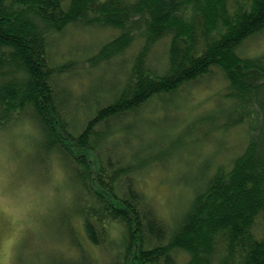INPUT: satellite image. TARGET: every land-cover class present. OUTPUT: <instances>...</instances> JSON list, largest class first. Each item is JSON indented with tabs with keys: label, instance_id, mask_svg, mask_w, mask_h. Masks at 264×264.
Listing matches in <instances>:
<instances>
[{
	"label": "trees",
	"instance_id": "16d2710c",
	"mask_svg": "<svg viewBox=\"0 0 264 264\" xmlns=\"http://www.w3.org/2000/svg\"><path fill=\"white\" fill-rule=\"evenodd\" d=\"M71 25L118 30L84 59L96 70L119 60L111 85L107 69L84 91L73 87L76 60L52 51ZM261 32L264 0H0V128L31 119L33 161L56 155L73 180L60 223L65 236L71 229V251L51 264H264V54L240 52ZM214 68L227 80L223 112L195 122L224 132L246 124L249 138L228 162L202 163L169 224L137 179L164 157L126 163L113 148L133 130L128 115L170 102Z\"/></svg>",
	"mask_w": 264,
	"mask_h": 264
},
{
	"label": "rangeland",
	"instance_id": "374dc122",
	"mask_svg": "<svg viewBox=\"0 0 264 264\" xmlns=\"http://www.w3.org/2000/svg\"><path fill=\"white\" fill-rule=\"evenodd\" d=\"M117 31L71 25L53 41L52 51L58 60H76L78 70L72 79L76 91H84L89 82L97 80L107 69L112 74L105 73L110 78L106 84L115 81L119 60L112 61L107 69L96 70L90 68L84 59ZM137 51L135 43L123 56L129 60ZM240 52L244 56L264 54V32L246 40ZM164 53L163 41L157 45L156 54ZM226 85L222 71L214 68L211 74L182 87L170 97V102L153 100L142 107L138 115L130 114L124 120V124L128 123L133 130L125 136L120 134L122 137L113 148L114 154L123 162L132 164H142V156L147 154L160 153L164 157L163 161L141 171L137 179L140 189L148 194L158 214L169 224H173L186 208L191 196L190 185L201 175L202 163L211 160L213 166L228 162L247 143L246 124L224 132L212 129L210 124L195 122L203 114L215 117L223 112L222 93ZM36 132L37 125L31 119L0 128L2 264H51L55 256L70 250L71 229L65 236L60 223L61 211L72 197L73 180L56 155H48L45 162L33 161L38 138ZM126 136L130 137L129 144L124 140ZM75 217L73 225L82 228ZM77 232L80 235L81 231L77 229ZM179 257L181 262L187 259L184 253Z\"/></svg>",
	"mask_w": 264,
	"mask_h": 264
},
{
	"label": "snow or ice",
	"instance_id": "6c2138e0",
	"mask_svg": "<svg viewBox=\"0 0 264 264\" xmlns=\"http://www.w3.org/2000/svg\"><path fill=\"white\" fill-rule=\"evenodd\" d=\"M0 264H2V262H0Z\"/></svg>",
	"mask_w": 264,
	"mask_h": 264
}]
</instances>
